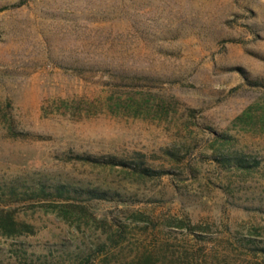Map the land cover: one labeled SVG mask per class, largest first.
Masks as SVG:
<instances>
[{"label": "rangeland", "instance_id": "1", "mask_svg": "<svg viewBox=\"0 0 264 264\" xmlns=\"http://www.w3.org/2000/svg\"><path fill=\"white\" fill-rule=\"evenodd\" d=\"M17 3L0 0V264L261 258L264 0Z\"/></svg>", "mask_w": 264, "mask_h": 264}, {"label": "trees", "instance_id": "2", "mask_svg": "<svg viewBox=\"0 0 264 264\" xmlns=\"http://www.w3.org/2000/svg\"><path fill=\"white\" fill-rule=\"evenodd\" d=\"M28 0H19V3L15 5V7H20L23 6L27 3ZM8 9L6 8H1L0 12ZM259 84V83H258ZM81 160H85L88 162L96 163V164H106V165H111V166H122L125 169H131L133 170L136 174L142 176V177H148V178H155V177H163L165 175L171 174L169 170H156L151 167L145 166L144 163L140 161L136 162H125V161H117L116 159L109 158L106 160L99 159L97 157L93 156H80L79 157ZM216 160L224 167H238L242 169H248L252 168L255 166L254 163L248 162V160L244 157L238 156V157H233L230 158L221 156V157H216ZM88 193L90 194L91 198L93 199H108V193L105 191H100L99 189H94V190H89ZM181 224V223H180ZM14 223L10 222L7 224V228L10 230H13ZM181 226V225H180ZM192 233H195V231H192ZM242 248H249L247 246V243H242L240 245ZM255 252L258 254L261 253V258L256 259V257H252L251 259L247 260H242L239 262H235L234 264H264V247H254ZM136 264H155V258L153 253H146L143 256H141ZM182 264H230L228 262H213L210 261L207 257H203V255L195 251L192 254H189L185 261Z\"/></svg>", "mask_w": 264, "mask_h": 264}]
</instances>
